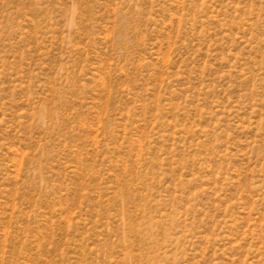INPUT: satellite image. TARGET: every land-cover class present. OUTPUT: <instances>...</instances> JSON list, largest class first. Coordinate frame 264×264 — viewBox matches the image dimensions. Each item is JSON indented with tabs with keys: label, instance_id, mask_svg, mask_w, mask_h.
<instances>
[{
	"label": "rangeland",
	"instance_id": "1",
	"mask_svg": "<svg viewBox=\"0 0 264 264\" xmlns=\"http://www.w3.org/2000/svg\"><path fill=\"white\" fill-rule=\"evenodd\" d=\"M0 264H264V0H0Z\"/></svg>",
	"mask_w": 264,
	"mask_h": 264
}]
</instances>
